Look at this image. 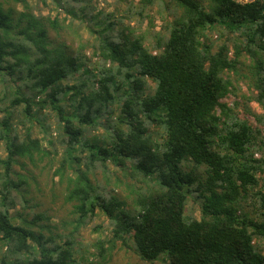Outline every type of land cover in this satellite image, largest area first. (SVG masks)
Returning a JSON list of instances; mask_svg holds the SVG:
<instances>
[{"label": "trees", "instance_id": "1", "mask_svg": "<svg viewBox=\"0 0 264 264\" xmlns=\"http://www.w3.org/2000/svg\"><path fill=\"white\" fill-rule=\"evenodd\" d=\"M66 1L90 25L89 59L53 47L57 18L0 0V264H99L117 245L148 262L264 264V0H165L170 18L150 46L112 14ZM241 58L256 123L222 101ZM47 161L58 164L72 229L16 208L28 181L14 166L34 177L27 162ZM190 199L198 215L187 216ZM100 214L110 225L92 244L98 261L77 260L75 232Z\"/></svg>", "mask_w": 264, "mask_h": 264}, {"label": "rangeland", "instance_id": "2", "mask_svg": "<svg viewBox=\"0 0 264 264\" xmlns=\"http://www.w3.org/2000/svg\"><path fill=\"white\" fill-rule=\"evenodd\" d=\"M167 2L168 1L165 0L163 2H155L151 8L143 12L140 9L138 0H83L80 3H73V6L78 7L90 4L93 7V13L103 10L105 13L112 14L114 20L120 23L119 19H121L125 26H129V28L132 27V29L130 28L128 31L133 35L144 38L145 45L150 46L156 42L157 34L164 31V25L167 19L170 18L169 10L171 9V4ZM67 3L68 1L61 0L62 7H57L54 0H27V4L34 10L39 11V13L43 15H48L51 18H57L60 30L56 32L52 29L49 32L53 47L60 45L66 53H79L82 57H87V59H89L92 55L89 43L93 38L88 28L90 25L81 24L80 20L69 16L64 10V8H67ZM11 6L15 12L23 10L21 4L13 3ZM118 28L121 30V26L118 25ZM214 37H216V34ZM92 59L93 62H89L88 64L90 67L95 68L97 57H93ZM240 60L237 70L230 72L234 93L228 94L222 101L226 102L231 107L237 102L238 106H236V109L241 112V115H247L251 122L256 123L253 115L246 113L244 109L247 107L257 114L261 113L262 109L259 103L254 99L256 90L250 78V63L247 58H241ZM1 96L2 93L0 92V97ZM116 114L115 112L112 117H116ZM102 120L106 121L105 118ZM96 133L101 134L102 128H99ZM0 149V154H4L3 147ZM259 156L260 153H256V157ZM41 165L45 167H33L27 162L26 168H31L34 177L29 175L25 168H19L18 165L14 166V169L19 170L28 181V184L24 186L27 190V195H25L27 200L25 199L26 202L20 201L16 208L20 214H25L26 218H30L34 213L43 212L47 216H50V221L52 223L59 225L61 221H65L66 227L72 229L70 220L73 219V215L71 214L70 204L65 202L64 199V184L59 182V176L53 173L54 168L58 164L56 161L53 163L47 161L46 163H40V166ZM117 173L119 176L123 177L120 172ZM124 181L127 182L128 179L125 178ZM109 188H114L115 193L120 197L124 196L127 191L123 183H114V180L110 181ZM22 204H24V206H21ZM244 208L246 210H251L250 200L246 202ZM185 211L187 216L198 215V206L195 201H192V199L188 200ZM109 225V219L105 215L100 214L93 222L89 223L87 226L80 227L79 230L75 232L74 248L77 260L98 261V257L92 255V244L97 237L101 236L102 231L104 229L106 230ZM255 244L264 254V239L255 240ZM98 263L168 264L166 257L148 262L141 259L131 248H122L119 247V245L110 252L106 260L102 263Z\"/></svg>", "mask_w": 264, "mask_h": 264}]
</instances>
